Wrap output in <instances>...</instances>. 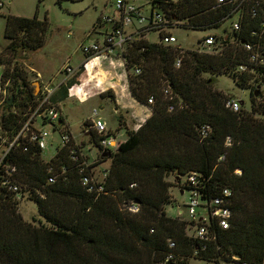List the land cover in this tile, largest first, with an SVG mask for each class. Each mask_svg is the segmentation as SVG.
Here are the masks:
<instances>
[{"label": "trees", "instance_id": "16d2710c", "mask_svg": "<svg viewBox=\"0 0 264 264\" xmlns=\"http://www.w3.org/2000/svg\"><path fill=\"white\" fill-rule=\"evenodd\" d=\"M56 1L61 5L64 0ZM212 4L211 0H184L162 6L185 29L219 28L225 11L213 9ZM259 20V16H243L240 30L225 29L216 35L214 47L202 51L198 47L182 50L179 43L166 45L147 37L131 41L125 54L128 88L137 101L148 104L153 95L154 103L148 104L150 116L137 130L127 131L114 152L99 155L97 163L110 160L108 173L103 180L95 170L91 174L105 186L104 194L90 193L82 184L79 166L91 156L84 154L69 130L62 133L68 132L71 144L78 145L81 157L76 161L69 157L70 144L59 146L45 161L44 151L28 136L16 139L3 162L17 167L14 175L23 185L20 196L24 190L29 193L47 224L24 220L16 209L20 196L0 183V264H188L189 257L215 264L221 260L264 264V64L251 61V51L245 48L246 43L255 44V50L264 46V37L252 34ZM47 31V20L36 15H6L4 36L9 42L0 52L1 81L6 86L7 80L13 90L0 105V144L4 145L0 156L41 99L28 80L20 51L40 49ZM178 55L182 64L176 67ZM241 64L245 69L237 70ZM135 67L140 68L139 74L134 73ZM91 69L90 65L81 68L68 85L60 84L51 104L70 94V84L96 79L89 75ZM208 73L210 77L205 76ZM222 74L232 75L236 85L249 91V107L241 98L238 110L226 108V98L234 96L214 87ZM77 88L72 92L82 93ZM105 94L114 100L111 90ZM170 104L175 105L173 110ZM63 124L60 116L54 130ZM85 124L87 129L90 121ZM203 125L210 129L201 142ZM88 135L95 143L102 138L94 130ZM228 136L230 145H226ZM222 154L225 160L218 163ZM48 165L58 173L55 183L47 179ZM62 166L67 171L61 173ZM4 170L0 167V174ZM192 171L207 178L209 194L221 186L233 191L230 226L223 229L214 224L217 238L205 249L189 236L186 219L169 216L164 209L171 186L166 176L173 172L179 180V175ZM132 202L139 204L138 212L128 209ZM168 240L175 246L170 248ZM170 249L176 258L165 262Z\"/></svg>", "mask_w": 264, "mask_h": 264}, {"label": "built area", "instance_id": "2783aa9c", "mask_svg": "<svg viewBox=\"0 0 264 264\" xmlns=\"http://www.w3.org/2000/svg\"><path fill=\"white\" fill-rule=\"evenodd\" d=\"M8 0H0V9L6 5ZM184 0H116L112 6H110V14L107 16H100L93 26L91 32L92 35H100V37H93V43L87 45L83 43L81 46V51L84 58L77 66H72L67 63L64 67V74L72 75L77 73L81 68H88V65L92 69L88 72L92 74L93 71L97 72L96 69L102 67V63L105 60L110 59V63H115L114 60L118 61V65L125 69L126 64V50L129 47L131 41L139 37H147L152 42H161L166 45H172L174 43H179V39L176 33L173 32L176 28H183L181 20H176L171 14L170 9L167 11L163 9V4L167 3H178ZM213 3L211 7L213 9L224 10L223 21H229L231 26V31L240 30L242 17L248 15L249 17L257 18L259 16V27L258 29L252 30V34L256 36L264 37V0H211ZM149 5V10H145V6ZM109 9V10H110ZM219 33H208L199 40L200 50L209 49L214 47L216 43V35ZM255 36V37H256ZM99 38V40H98ZM255 44L246 43L245 48L250 52L249 57L253 62H259L264 64V46H259L255 50ZM182 50L184 46L181 44ZM181 50V52H182ZM182 64V57L178 55L175 60L176 67ZM246 66L243 64L237 67V70H244ZM135 74L140 73V68H133ZM84 81V80H83ZM64 82L61 80L57 84L53 85V82L43 85L42 93L40 94L41 100L35 109V112L28 118L25 124L20 128L17 136L13 139L7 147V150L0 156V167H5L4 172H1L0 183L8 192L13 193L15 196H20L23 185L19 179L14 175V171L17 167L11 163H4L3 157L7 154L12 144L16 139L21 136H28L30 141L36 143L40 149L45 151L52 142L50 141L51 131L45 128L41 123L38 126L39 119L41 121H49L54 129V123L59 120V110L54 104H51L50 98L52 93L57 89L60 84ZM264 88V81L261 83ZM70 92V88H69ZM166 96H171V92L168 87L164 89ZM71 94V92H70ZM240 99L238 97H229L225 100V106L231 110H238L240 108ZM154 103V97L149 96L148 104ZM174 104L169 105V110L174 109ZM43 108V109H41ZM98 109H94L92 113L97 114ZM52 121V122H51ZM106 123L97 117L90 121V125L86 129L87 131L94 130L99 135H101V140H99L96 145L98 147V155L91 156V160H83L80 164L79 169L81 176V182L84 185L86 191L96 194H104L105 186L98 180L95 179L91 174L94 172V167L97 164V159L99 155L104 152L111 150L112 148H117L119 142L116 139V135L107 134ZM210 126L203 125L199 128V137L201 142H204L208 136ZM55 131V130H54ZM72 138L68 132H64L61 135V140L59 146L64 144H70L69 153L70 158L73 161L78 160L81 157V152L76 143L71 144ZM231 144V138L228 136L226 138V145ZM58 146V147H59ZM26 149V148H25ZM225 160V154L218 157V163ZM48 181L50 183H55L58 177L55 168L52 165H48L47 168ZM61 170L63 172L67 171L66 166H62ZM91 170V172L89 171ZM236 171L241 172L239 168ZM87 172V173H86ZM108 173V169L102 174V180ZM203 174L190 172L185 175L186 179L183 185L181 193L188 192V218L182 217L187 220L188 224V234L193 239L200 242L201 248L205 249L207 246L215 241L217 238V231L214 227L216 224L219 228L227 229L230 226L232 218V189L230 187L221 186L220 190L209 194L205 187L206 177ZM135 184H132L134 186ZM128 209L131 212L139 211V204L132 202L129 204ZM168 246L170 248L175 246V242L168 240ZM234 259H238L236 254H233ZM175 252L170 249L165 255V262H169L175 259ZM238 263V262H237ZM238 264H254L253 262H239Z\"/></svg>", "mask_w": 264, "mask_h": 264}, {"label": "rangeland", "instance_id": "374dc122", "mask_svg": "<svg viewBox=\"0 0 264 264\" xmlns=\"http://www.w3.org/2000/svg\"><path fill=\"white\" fill-rule=\"evenodd\" d=\"M116 0H64L61 5L56 0H8L6 5L0 9V52L5 45L8 44L9 39L4 36V30L6 26V15H20L25 17L37 16L41 20L46 19L48 22V31L46 32L45 45L40 49L25 53L20 51L22 57L24 69L28 71V80L32 81L35 90L41 94L42 87L49 82H53V85L57 84L61 80L68 85L70 80L76 76L77 73L72 75L64 74V67L67 63L72 66H77L84 55L81 51L83 43L90 45L93 43V37L100 35L88 36L92 31L94 24L100 16H107L110 14V6ZM110 9V10H109ZM145 10H149V5L145 6ZM225 29L231 32V26L229 21H226L220 25L219 28H206V29H193V28H176L173 30L176 33L179 42L188 48L199 47V40L208 33H224ZM101 38V37H100ZM99 40V38H98ZM25 57V58H24ZM111 64L110 59L105 60L102 63V67L93 71L92 75H95L96 79L88 82L87 79H83L80 83L76 82L73 85L70 84V92L72 88L78 87L77 90H81L82 93H73V97L68 96L62 100L59 104H54L59 115L63 117L64 124L59 126L57 130H53L52 124L47 123L43 126L51 131V142L48 148L42 154L43 160L47 161L51 156H54L56 150L60 144L61 135L63 131L69 130V132L75 137L76 143L82 144V149L85 155L97 156L98 147L93 142L88 131L86 130V121H91L97 117H100L106 123L107 134H115L118 142H123L128 134L127 127H133L142 122L141 118L136 119L128 115H125L128 126L119 121L120 113L116 109L118 102L109 97L111 94L101 96L98 89L105 88L107 85L113 84V80L119 79L118 74L120 71L124 72V69L120 67L118 61ZM4 69V65H0V105L5 100L6 96H10L12 88L6 80V86L1 81V74ZM210 77L208 73L205 75ZM125 81V80H124ZM235 79L232 75L222 74L217 77V81L214 87L223 91L227 96H234L242 98L244 105L249 107L250 94L247 89H243L236 85ZM55 83V84H54ZM101 88H96L95 86ZM5 86V87H4ZM91 88L90 90H88ZM107 90H112L110 87ZM106 90V91H107ZM79 94V95H76ZM91 95V96H88ZM41 100V99H40ZM124 102V100H120ZM40 102V101H39ZM43 109V108H41ZM97 110V114L94 115L92 111ZM248 109V108H247ZM35 110L31 111V114ZM144 123V122H142ZM141 123V124H142ZM41 125V119H39L38 126ZM4 148L3 144H0V152ZM112 152L115 148L111 149ZM88 160H91L88 157ZM110 160L99 161L95 167L96 175L102 179V174L108 169ZM177 174L170 173L166 176V180L171 182L170 186V202L164 206L166 214L169 216H183L188 218L187 204H188V192L180 193L182 189V183H184L185 175H179V180L176 177ZM180 181L181 184L178 182ZM23 196L17 199L16 209L24 217L26 221L36 223L41 222L47 224V221L38 214L37 206L34 200L29 198V193L23 191ZM12 195V194H11ZM188 264H215L205 259H199L194 257L187 258ZM220 264H238L236 261L224 260L220 261Z\"/></svg>", "mask_w": 264, "mask_h": 264}, {"label": "crops", "instance_id": "0c3cea01", "mask_svg": "<svg viewBox=\"0 0 264 264\" xmlns=\"http://www.w3.org/2000/svg\"><path fill=\"white\" fill-rule=\"evenodd\" d=\"M102 69H103V67H102ZM118 76H119V79L118 78L116 80L114 79L113 84H111L109 86L107 85L105 88H101L100 87L101 85L95 86L96 88H101V89H98L97 91L101 90L99 92V94H101V96L103 97L106 95L105 94L106 90L109 89L110 87L112 88L111 92L114 93L115 100L118 102V104H121L120 105L121 108H119V105L116 106V109L120 113V115L118 116L120 124L122 122L123 124H126V126H128L127 120L125 119V115H128L129 113H130L131 117H134L136 119L141 118L142 122H144L146 120V118L150 116V114L152 112L151 108L148 106V104L141 103V102L137 101L135 98H133V96H132V94L128 88L126 70H124V72L120 71ZM90 89L91 88H89L88 90H90ZM72 95H74L73 92H71V94H68V98L73 97ZM76 95H79V94H76ZM88 96H91V95H88ZM120 100H124V102H121ZM138 117H140V118H138ZM142 122H140L138 124V126L137 125H134L133 127L128 126L127 129L135 131L138 129V127H140L142 125L141 124ZM96 165H95V167H96ZM95 167H94V170H95Z\"/></svg>", "mask_w": 264, "mask_h": 264}, {"label": "water", "instance_id": "95a60500", "mask_svg": "<svg viewBox=\"0 0 264 264\" xmlns=\"http://www.w3.org/2000/svg\"><path fill=\"white\" fill-rule=\"evenodd\" d=\"M36 93H38L37 91H36ZM54 130V129H53ZM109 154V151H106V152H104L103 153V155H108ZM181 193V192H180Z\"/></svg>", "mask_w": 264, "mask_h": 264}, {"label": "clouds", "instance_id": "9594fccd", "mask_svg": "<svg viewBox=\"0 0 264 264\" xmlns=\"http://www.w3.org/2000/svg\"><path fill=\"white\" fill-rule=\"evenodd\" d=\"M88 133V132H87ZM181 217H183V216H181Z\"/></svg>", "mask_w": 264, "mask_h": 264}]
</instances>
